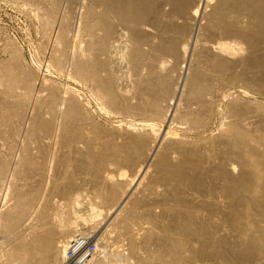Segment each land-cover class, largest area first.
Masks as SVG:
<instances>
[{
	"label": "bare ground",
	"instance_id": "bare-ground-1",
	"mask_svg": "<svg viewBox=\"0 0 264 264\" xmlns=\"http://www.w3.org/2000/svg\"><path fill=\"white\" fill-rule=\"evenodd\" d=\"M33 3L57 70L125 120L1 65L0 264L100 231L86 264H264V0Z\"/></svg>",
	"mask_w": 264,
	"mask_h": 264
},
{
	"label": "rangeland",
	"instance_id": "rangeland-1",
	"mask_svg": "<svg viewBox=\"0 0 264 264\" xmlns=\"http://www.w3.org/2000/svg\"><path fill=\"white\" fill-rule=\"evenodd\" d=\"M76 1H80V0H76ZM33 2H34V0H0V75L3 72L1 65L4 62H6V60L8 61V58H10L11 55H13V53L15 52L13 56L18 57L19 58L18 60L20 61V63L24 67H26V68L29 67L28 69L33 71L42 80L44 78V80L47 82H49V81L53 82V83L49 82V84H51V85L54 84L53 87L55 89H57V90L60 89V91H64L65 89L69 90L71 88L69 90L70 92L72 91L71 93H73V92H74V94L77 93L76 97L78 98V100L81 103H83L84 105L85 104L87 105V103H88L87 106L85 105L87 107V109L89 108L88 111L90 112V109L91 110L93 109L92 112H90V114L93 115V112H94L95 116L93 115V117L96 121L98 120L99 123H101V124L105 123L106 125H108L109 122H110L109 124L113 123L116 120V118H117V120L115 122L121 121L120 119H123L122 121H124L125 119L123 117L121 118V115L118 113L116 115L113 114V116L106 115V114L104 115V113L99 108V104H98L99 101H97V99L94 98L93 93L89 90V88H87V86L84 85L85 86V89H84V86L82 87V83L79 84L80 82H78L76 80L78 82V84H75L76 81L73 82L74 81L73 79L69 80L68 75H67L68 79L65 78L66 77L65 74H67L66 72L60 71L62 73L61 74L57 70V68L54 66L53 61H52L53 55L51 52H52V46H53V39H51L50 43H49V41L45 40L44 38H41L42 37L41 33L37 32V31H40V28H39V24H38L39 23L38 17L35 16V13H37V10H35L36 6L34 5ZM64 5H65V3H62L60 5L59 9L56 10V12H58V14L55 12L56 13V14H54L55 19H56V17H57V19H59V17L62 16V13L65 12V6ZM78 13H76V17L73 18L72 27H73V25L76 26V24L78 22L77 21V19H78L77 16H79ZM75 26L73 28L70 27L71 28L70 34H72L71 31H74ZM7 39H9V40H7ZM10 40H11V42H10ZM12 43H13V45H12ZM42 47H44V48H42ZM12 48L13 49L15 48L14 49L15 51H13ZM68 49L71 50V48H69V47H68ZM50 53L52 55L51 59H50V55H49ZM45 61H46V63H45ZM50 62H52V64H50ZM49 65L52 67H50ZM1 78L2 77H0V81H1ZM57 83L59 84V86ZM62 87H63V89H62ZM87 91H89V92H87ZM91 95H92V97H91ZM93 98H94V100H93ZM85 101H87V102H85ZM96 104H98V105L96 106ZM89 105H90V107H88ZM118 116H120V117H118ZM103 117H105V118H103ZM118 118H119V120H118ZM112 120H114V121L112 122ZM100 233H101V231H100ZM100 233L98 232L97 234L96 233H93L92 235L90 234V237H92L91 241L96 243V239L100 236ZM110 240H111V242H110ZM110 240L108 239L109 243L115 242L112 239H110ZM0 241H1V239H0ZM204 264H215V263L204 262Z\"/></svg>",
	"mask_w": 264,
	"mask_h": 264
},
{
	"label": "built area",
	"instance_id": "built-area-1",
	"mask_svg": "<svg viewBox=\"0 0 264 264\" xmlns=\"http://www.w3.org/2000/svg\"><path fill=\"white\" fill-rule=\"evenodd\" d=\"M96 251L95 242L86 237L77 236L69 242L59 264H86Z\"/></svg>",
	"mask_w": 264,
	"mask_h": 264
}]
</instances>
